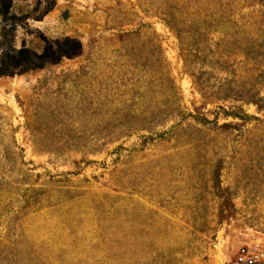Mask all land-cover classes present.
I'll list each match as a JSON object with an SVG mask.
<instances>
[{
  "label": "rangeland",
  "instance_id": "374dc122",
  "mask_svg": "<svg viewBox=\"0 0 264 264\" xmlns=\"http://www.w3.org/2000/svg\"><path fill=\"white\" fill-rule=\"evenodd\" d=\"M11 47L0 264L264 253V0H13Z\"/></svg>",
  "mask_w": 264,
  "mask_h": 264
},
{
  "label": "trees",
  "instance_id": "16d2710c",
  "mask_svg": "<svg viewBox=\"0 0 264 264\" xmlns=\"http://www.w3.org/2000/svg\"><path fill=\"white\" fill-rule=\"evenodd\" d=\"M12 2L13 0H0L1 17L8 16L11 13ZM71 55L74 54L62 52L61 57H70ZM45 58V55H37L35 52L25 48L16 49L11 47L7 51L0 49V76H12L39 68L43 64V61H45Z\"/></svg>",
  "mask_w": 264,
  "mask_h": 264
},
{
  "label": "built area",
  "instance_id": "2783aa9c",
  "mask_svg": "<svg viewBox=\"0 0 264 264\" xmlns=\"http://www.w3.org/2000/svg\"><path fill=\"white\" fill-rule=\"evenodd\" d=\"M236 264H264V253L255 249L242 251Z\"/></svg>",
  "mask_w": 264,
  "mask_h": 264
}]
</instances>
